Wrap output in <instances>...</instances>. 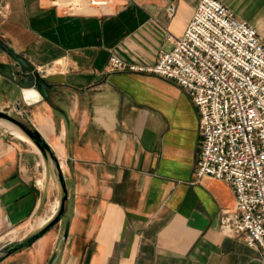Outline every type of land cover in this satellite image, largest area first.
Returning <instances> with one entry per match:
<instances>
[{
    "label": "crops",
    "instance_id": "1",
    "mask_svg": "<svg viewBox=\"0 0 264 264\" xmlns=\"http://www.w3.org/2000/svg\"><path fill=\"white\" fill-rule=\"evenodd\" d=\"M197 1L7 0L0 39L47 86L24 103L1 74L13 61L0 50V110L36 131L55 160L0 121V238L35 233L56 206L61 218L0 264L52 255L50 264H264L218 227L219 211L233 207L230 186L194 180L198 116L188 96L153 74L107 70L111 54L153 64ZM218 1L264 40V0Z\"/></svg>",
    "mask_w": 264,
    "mask_h": 264
},
{
    "label": "built area",
    "instance_id": "2",
    "mask_svg": "<svg viewBox=\"0 0 264 264\" xmlns=\"http://www.w3.org/2000/svg\"><path fill=\"white\" fill-rule=\"evenodd\" d=\"M101 6L112 0H86ZM169 15L173 6L167 7ZM8 14L0 0V21ZM109 72H139L172 81L198 116L193 175L227 183L233 207L218 214L222 232L264 255V40L218 0H198L182 34L151 65L111 54Z\"/></svg>",
    "mask_w": 264,
    "mask_h": 264
},
{
    "label": "water",
    "instance_id": "3",
    "mask_svg": "<svg viewBox=\"0 0 264 264\" xmlns=\"http://www.w3.org/2000/svg\"><path fill=\"white\" fill-rule=\"evenodd\" d=\"M0 50L5 53L12 61L13 65L6 72L2 71V76L7 79L18 91L20 99L28 104L30 101L38 100L41 96H44V88L47 86L46 83L38 77L36 72L33 71L32 67L28 65V63L19 55L14 53V51L8 47L1 39H0ZM1 67V64H0ZM0 119H3L16 128L19 129L23 135L29 140V142L37 149V151L42 155V157H46L49 155L53 160L52 152L49 147L45 143V141L38 135L36 131L28 128L25 124H23L20 120L12 116L7 111L0 110ZM57 181L62 189L63 195L61 197V204L65 199L64 195V186L63 179L60 173H57ZM52 216V215H51ZM50 216V217H51ZM61 218L60 210L56 213V215L43 227H41L35 233L26 236L22 239L14 240L9 245L0 246V256L14 252L22 247L30 245L33 241L43 235L47 230H49L57 221ZM48 220V219H47ZM46 222V221H45ZM66 233V229L64 230V234ZM53 260V255L49 261V264Z\"/></svg>",
    "mask_w": 264,
    "mask_h": 264
},
{
    "label": "rangeland",
    "instance_id": "4",
    "mask_svg": "<svg viewBox=\"0 0 264 264\" xmlns=\"http://www.w3.org/2000/svg\"><path fill=\"white\" fill-rule=\"evenodd\" d=\"M12 116H14L15 118H17L18 120L21 121L20 117L18 115H16L14 112L11 113ZM0 121L4 122V123H7L8 125H10L12 128H15L19 131L18 128H16L14 125H12L11 123L3 120V119H0ZM20 132V131H19ZM21 133V132H20ZM23 134V133H22ZM25 136V135H24ZM59 211V208L56 206L55 208V211L54 213L52 214V216L49 218L50 220L56 215V213ZM46 220L45 223H47L48 221L50 220ZM44 223V225H45ZM21 237V233L18 234V232L16 230H7V231H3L1 233V238H0V246L1 245H4L7 246L9 245L10 243H12L14 240H18L19 238Z\"/></svg>",
    "mask_w": 264,
    "mask_h": 264
},
{
    "label": "bare ground",
    "instance_id": "5",
    "mask_svg": "<svg viewBox=\"0 0 264 264\" xmlns=\"http://www.w3.org/2000/svg\"><path fill=\"white\" fill-rule=\"evenodd\" d=\"M13 130H17V129H15V128H12V132H13ZM17 131H18V130H17ZM13 133H14V132H13ZM17 133H18V135H20L21 137H23V138H25V139H26V137H25V136H24L22 133H20L19 131H18ZM14 134H15V133H14ZM54 211H55V210H54ZM54 211H52V214L54 213ZM52 214H51V215H52ZM51 215H50V216H51ZM50 216H49L47 219H49V218H50ZM47 219H46V220H47ZM46 220H45V221H46ZM43 222H44V220L42 221V223H43Z\"/></svg>",
    "mask_w": 264,
    "mask_h": 264
}]
</instances>
